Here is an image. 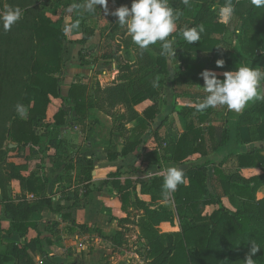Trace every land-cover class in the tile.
I'll return each instance as SVG.
<instances>
[{
  "label": "crops",
  "instance_id": "1",
  "mask_svg": "<svg viewBox=\"0 0 264 264\" xmlns=\"http://www.w3.org/2000/svg\"><path fill=\"white\" fill-rule=\"evenodd\" d=\"M133 0H108L107 10L115 11L121 6L131 8ZM90 0H83L80 7L74 2L64 11L62 26L66 31L67 42L64 50L66 74L62 87V96H67L72 84L80 83L87 88L90 98L92 89H101L125 83L121 67L137 64V53L140 49L132 41L126 28L119 26L118 18L109 19L103 6L88 9ZM169 5V4H168ZM170 6V5H169ZM72 8L69 11V8ZM77 7L79 11L77 10ZM172 7V6H170ZM173 8V7H172ZM177 16L178 11L174 9ZM219 12V11H218ZM78 18V27L72 28L74 17ZM112 20V21H111ZM220 23L228 26V31L221 37L219 50L231 51L241 66H249L250 54L247 39L242 33V20L233 15L231 20ZM76 24V23H75ZM193 21L185 19L176 22V31L180 34L185 28L193 27ZM110 42V47L107 46ZM112 45V46H111ZM96 54L98 62L79 61V57L90 60ZM211 52L182 53L188 57L189 64L205 66L188 70L180 60L167 56L168 80L163 85V94L156 118L149 122L144 113L154 105L146 100L133 107L137 118L129 120L127 107L123 104L108 115L97 108L90 109L84 119L70 112L66 117V125L57 131L56 146L42 152L36 146H27L8 153L7 163L19 169L20 175L26 179L35 175L45 190L41 196L49 197L52 210L42 209L30 217L37 223L26 235L11 232V221L8 220L0 189V232L3 243L0 253H4L9 243L20 250L26 249L32 264H149V240L142 230V222H148L144 209L135 201H140L153 208L163 209L175 217L174 224L163 222L156 227L160 235H178L181 233L179 207L174 195L169 199L152 201L154 193L142 192V184L152 182L155 177L162 178L169 167L183 169L184 174L193 167L204 166L207 169V187L216 199L231 213L241 212L249 208L248 200L238 197L235 192L225 194L216 176V170L226 174L237 173L251 181L263 175L259 167L239 166V157L251 150H262L264 141L260 139L258 127L254 124L241 123L242 116L262 101L250 102L239 113L228 111L226 107L209 108L207 120L199 125L193 114H184L186 108H197L206 95L201 73L210 70L224 77V72L236 68L217 67L208 61L213 57ZM261 64L255 70L264 72V53ZM208 61V62H206ZM239 66V67H241ZM182 71L187 82L175 84L176 71ZM198 79L199 84H192L191 79ZM94 82V83H93ZM264 85V81H261ZM63 108V100L51 98L45 123H52L56 113ZM123 116L124 131L118 132L116 119ZM205 131L215 129L213 142H207L205 153L191 152L183 164L172 161L176 140L187 131L191 122ZM228 128V140L222 143V133ZM209 139V137H207ZM128 143H138L133 152L121 155L116 160H109L106 148L115 145L116 152L122 154ZM219 144L218 148H214ZM10 149L17 148L8 141ZM86 161H90L88 165ZM151 172V175L148 173ZM185 185L189 180L185 179ZM129 195V203L123 209V195ZM26 200L33 201L34 193L23 191L21 182L12 179L7 183L6 196L15 203ZM257 200L264 199V185L257 192ZM251 204V205H250ZM57 208L62 211H56ZM219 210V205H207L203 217H209ZM120 233V241H115V234ZM39 239V243L35 240ZM83 243L84 247L79 248ZM127 252L117 256V253ZM249 254L245 253L231 264H241ZM255 264H264V250L252 257ZM3 264H19V260Z\"/></svg>",
  "mask_w": 264,
  "mask_h": 264
},
{
  "label": "trees",
  "instance_id": "2",
  "mask_svg": "<svg viewBox=\"0 0 264 264\" xmlns=\"http://www.w3.org/2000/svg\"><path fill=\"white\" fill-rule=\"evenodd\" d=\"M83 0H0V7L6 3L7 7H19L22 11L21 20L5 32L0 25V189L2 191L7 219L11 221L10 231L26 235L31 229H36L37 223L30 221V217L46 208L52 210L49 197L42 195L45 190L43 182L35 175L26 179L20 175L19 169L7 163L8 153L27 146H36L44 153L52 146H56L57 131L66 125V117L70 112L84 119L90 109L97 108L113 115L112 111L123 104L130 115L129 120L137 118L133 107L146 100H152L154 105L144 113L145 118L152 122L158 115L163 94V85L169 81L167 56H162L161 45L158 42L150 45L147 50H138L137 64L121 67L125 83L101 89H92L87 97V88L80 83L72 84L67 96H62L64 77L67 72L64 61V50L67 42L66 30L62 26L63 19H53L57 12L65 11L71 3L80 7ZM226 0H190L185 5L182 0H168V4L178 11L176 22L190 19L193 27L203 25L200 41L188 44L180 34H172L175 39L173 45L176 50V61L180 60L187 69L205 66H193L188 57H181L182 53L211 52L213 57L207 59L217 66L218 60H223L224 67L236 68L241 66L235 54L231 51L219 50L222 45L221 37L228 31V26L220 23L218 11ZM234 16L242 20L241 29L247 39L250 54L249 67L256 68L261 64L264 53V7L256 8L251 0H233ZM47 7L48 11L44 10ZM77 7V10L79 11ZM74 17L73 23L78 18ZM206 61V62H208ZM182 71H176L174 83L180 85L189 78L184 77ZM223 80L224 77H218ZM191 79V78H190ZM158 81L159 86L153 87ZM192 84L201 83L191 79ZM51 98L62 99L61 108L52 123H45V117ZM22 104L27 115L21 118L16 105ZM197 108H185L184 114H193L199 125L207 120L210 109L203 113ZM115 129L124 131L123 116L116 119ZM254 124L258 127L260 139L264 141V102L249 109L241 118V123ZM215 129L205 131L196 122L187 126V131L175 142L172 161L183 164L189 154H206L207 142L213 137ZM229 129L222 133V143L228 140ZM209 137V139H207ZM17 148L10 149L7 142ZM138 143H128L122 154L116 152L115 145H109L106 153L109 160H116L121 155L133 152ZM219 144L214 148H218ZM239 157L241 167H259L263 175L251 181L242 179L239 174H226L216 170V176L225 194H235L248 200L249 208L241 212L231 213L219 199L211 196L207 187V169L204 166L193 167L184 174L189 185L183 182L173 193L175 203L179 207L181 233L176 235H160L156 229L163 222L174 224L175 217L163 209L153 208L140 201L138 204L144 209L148 222L141 226L149 240V264H231L243 254H249L252 244L264 250V199L257 200V192L264 185V147L261 150L242 154ZM91 165L90 161H86ZM16 179L21 182L23 191L34 193L36 200H26L18 204L6 196L7 183ZM163 183L160 177L152 182L142 184V192L154 193L152 201L163 200ZM129 195H123V209L129 203ZM217 204L219 210L209 217H203L207 205ZM56 211H62L57 208ZM1 223V222H0ZM3 233V231H2ZM0 232V244L3 243ZM115 241H120V233L115 234ZM39 243V239L35 240ZM259 250V251H260ZM19 260V264H32L26 249H19L9 243L4 253H0V264Z\"/></svg>",
  "mask_w": 264,
  "mask_h": 264
},
{
  "label": "clouds",
  "instance_id": "3",
  "mask_svg": "<svg viewBox=\"0 0 264 264\" xmlns=\"http://www.w3.org/2000/svg\"><path fill=\"white\" fill-rule=\"evenodd\" d=\"M185 5L190 4V0H182ZM251 4L256 8L264 7V0H251ZM108 0H90L88 9L103 6L107 11ZM72 8H69L71 11ZM235 12L233 0H226L225 4L219 8V18L229 21ZM118 18L119 26L126 28L131 35L132 41L141 50H147L150 45L158 42L161 45V55L175 56L176 50L173 45L175 39L170 38L176 31V20L179 18L174 14L172 7L168 5V0H133L131 8L121 6L111 13ZM22 18V11L19 7H9L0 12V25L5 32L10 31ZM72 28L78 27V23ZM66 31L68 29H65ZM204 31L203 25L198 27L185 28L181 32L182 38L188 43L200 41L201 33ZM223 60L217 61V67L224 66ZM224 79L218 78L217 73L204 70L201 77L204 80L203 90L206 95L203 102L197 105V111L203 113L209 108L218 106L226 107L228 111L236 113L244 110L250 102L264 100V72L257 71L249 66L238 67L237 70L223 73ZM158 81L153 82V87H158ZM18 115L23 118L27 115V110L22 104L16 105ZM151 175V172L148 173ZM184 182L183 169L169 167L164 176L163 192L164 199H169L177 190L178 186ZM260 248L252 244L251 251L246 257L244 264H255L253 256Z\"/></svg>",
  "mask_w": 264,
  "mask_h": 264
},
{
  "label": "rangeland",
  "instance_id": "4",
  "mask_svg": "<svg viewBox=\"0 0 264 264\" xmlns=\"http://www.w3.org/2000/svg\"><path fill=\"white\" fill-rule=\"evenodd\" d=\"M4 1H5V0H4ZM7 8H8V7H7L6 3H3V5L0 7V12H3V11H4L5 9H7ZM47 9H48V8L45 6V7H44V10H45V11H48ZM112 12H114V11H112V10H107V11H106V15H107V17H109V19H114V18H113V15L111 14ZM48 14H49V16L51 15L49 11H48ZM51 16H53V15H51ZM61 16H65V15H64V11L62 12V11L59 10V11L57 12L56 16H53V19L56 21V20L59 19ZM111 21H112V20H111ZM109 45H110V42L107 41V46L110 47ZM111 46H112V45H111ZM79 58H80L79 61H82V62H84V63H86V61H90V62H93V63H94V62H98V60H99V59L97 58L96 54H94V56H93V55H90V60H86V59H85L84 57H82V56L79 57ZM0 67H1V66H0ZM93 83H94V82H93ZM128 260H130V258H129V259H128V257H127V259L125 258V261H128ZM244 262H245V261H243L241 264H244ZM258 264H259V263H258Z\"/></svg>",
  "mask_w": 264,
  "mask_h": 264
},
{
  "label": "built area",
  "instance_id": "5",
  "mask_svg": "<svg viewBox=\"0 0 264 264\" xmlns=\"http://www.w3.org/2000/svg\"><path fill=\"white\" fill-rule=\"evenodd\" d=\"M84 247V244L83 243H80L79 244V248H83ZM121 252V251H120ZM122 254H124V255H126L127 254V252L125 251V252H121V254L120 253H117V256H119V255H122ZM125 258H126V256H125ZM125 263H127V264H129V262H127V261H125Z\"/></svg>",
  "mask_w": 264,
  "mask_h": 264
}]
</instances>
